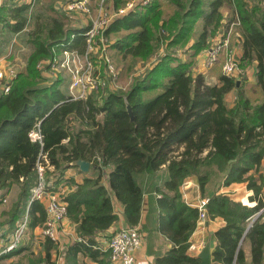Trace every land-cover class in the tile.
<instances>
[{
  "label": "trees",
  "instance_id": "obj_1",
  "mask_svg": "<svg viewBox=\"0 0 264 264\" xmlns=\"http://www.w3.org/2000/svg\"><path fill=\"white\" fill-rule=\"evenodd\" d=\"M66 1L40 0L43 12L34 17L27 32L31 50L25 66L12 79L10 90L0 94V189L18 186L9 222L22 216L42 148L54 167L45 172L47 181L61 177L69 166L79 167V160H87L93 171L75 183L74 191L66 197V214L86 243L70 245L64 256L81 252L99 264H110L108 250L99 253L91 247L94 235L117 219L110 193L133 226L140 220L144 194L152 190L158 212L155 229L169 243L154 255L153 263L198 264L199 258L188 249L198 212L181 191V185L191 178L200 195L208 197L205 218L223 219L212 233L211 264H248L240 245L246 238L252 243L251 263L261 264L263 213L252 221L251 217L263 206L262 201L258 198L249 206L217 189L246 181L257 195L262 186L254 180L253 172L264 156V0H150L114 15L103 35L113 38L106 50L116 68L120 66L124 80L136 61L158 48L161 55L123 89L104 85L82 98L65 95L58 87L59 79L44 81L37 66L53 57L62 43L79 52L85 49L80 32L89 21L82 12L66 13L62 8ZM126 1L112 0L111 10ZM27 9L26 3L0 5V32L21 31L28 21ZM225 9L228 21L239 20L242 72L229 75L216 62L205 73H195L197 54L228 25L223 21ZM198 21L201 28L197 33ZM176 48H182L183 55L176 53ZM253 59L256 81L250 83L245 67ZM207 75H214L217 81L208 83ZM36 123L42 144L28 137ZM65 137L68 142L61 143ZM213 180L216 186L209 190ZM30 206L28 224L32 227L42 222L45 214L39 202ZM46 245L47 257L49 239Z\"/></svg>",
  "mask_w": 264,
  "mask_h": 264
},
{
  "label": "built area",
  "instance_id": "obj_2",
  "mask_svg": "<svg viewBox=\"0 0 264 264\" xmlns=\"http://www.w3.org/2000/svg\"><path fill=\"white\" fill-rule=\"evenodd\" d=\"M111 0H96L94 8L90 0H67L62 8L67 12H82L87 17L88 27L80 32L85 38V49L79 52L76 48H68L62 43L55 55L38 62L41 71H46L49 77H64L67 79V95L73 98H82L89 91L100 86H109L117 79V68L107 52L108 39L104 37L103 30L107 27L114 15L133 9L138 3L147 4L150 0H127L116 11L109 7ZM239 25L237 17L228 23L227 27L209 39L208 46L204 49L202 57L203 66L208 67L213 63L222 62V71L229 75H238L242 72L238 59L232 53L229 43L234 26ZM73 33L71 37H74ZM64 46V47H63ZM4 57H0V60ZM20 69L12 64L0 67V94L6 93L11 88V81ZM31 141L42 144V134L38 123L28 132ZM68 137L61 139L67 143ZM264 167V166H263ZM47 152L39 150L35 160V179L30 187L27 198L26 212L15 221L10 230H0V255L17 249L24 237L28 226V209L33 201L46 198L45 218L42 222V234L53 240L57 239V229L66 215L67 205L59 195L49 189V181L45 172L51 170ZM20 179H22L20 177ZM4 203L8 202V195L2 197ZM207 196H198L189 202L197 208V223L202 224L206 217ZM264 211V205L253 216ZM142 234L135 226H126L112 234L108 241L109 259L120 264H132L133 253L141 246Z\"/></svg>",
  "mask_w": 264,
  "mask_h": 264
},
{
  "label": "crops",
  "instance_id": "obj_3",
  "mask_svg": "<svg viewBox=\"0 0 264 264\" xmlns=\"http://www.w3.org/2000/svg\"><path fill=\"white\" fill-rule=\"evenodd\" d=\"M90 1L91 3L95 2L94 0H90ZM3 3L12 4V5H19L22 3L28 4V9L26 11L27 17H28V10H30L33 7V5L40 4V7H41L40 0H0V5H2ZM111 5H112V0L109 3L110 8L112 7ZM65 12L70 13L67 11ZM72 12H76V11H72ZM228 12L229 11L227 9L223 11V17H224L223 21L225 22V24L227 23L228 17L230 16ZM228 23H230V21H228ZM33 24H34V20L32 22L30 29L33 27ZM26 25L21 31H18V32H11L9 30L4 29L3 31L0 32V38H3V36L9 37L10 38L9 45L12 46L13 43L16 42L17 36L19 37V33L24 31V29L28 28L26 27ZM200 28H201V24H200ZM30 29H28V31ZM26 38H27V34H26L25 40ZM242 38L243 37L241 33L238 31V26H234L231 32V35H230L229 46H230L232 53H234L238 61L243 52ZM25 43L27 46H30L27 40ZM30 49H31V46H30ZM9 53H7L4 57L7 58L9 56ZM203 55H204V50L200 51L196 56L198 65H200L201 67H205L203 66V63H202ZM2 57L3 56H1V58ZM2 60H6V59L3 58ZM24 66H25V62H24ZM23 67H21L20 70H22ZM205 68L206 69H203V71L205 70L204 72H206L208 69L207 67ZM245 71L247 74V80L250 83H255L256 81V74H255L256 73V60L255 59L251 60L246 65ZM40 74L43 78H45L44 81H47V82L53 81L55 79H59L58 87L62 90V92L65 95H67V79L66 78L61 77V76L60 77H49L46 71H41V70H40ZM206 77L213 78L214 79L213 83L217 81V78L214 75H207ZM62 80L64 81V83H66L65 90H63L60 86V82ZM263 166H264V156L261 160L258 170H256L257 173L256 174L254 173L255 177H258L259 175H261L262 179H264V173L261 172V170L264 171ZM105 171H109V169H105ZM92 173L93 171L91 169L90 163L86 171H82L79 167L69 166L66 169H64L61 177L54 176L49 180L50 181L49 189H51V191L59 195L61 199L66 202V205H67L66 197L74 191L75 183H77L78 181H81L85 175L87 174L91 175ZM156 181H159V179ZM103 183L105 186H107L106 180H103ZM213 184L214 183L211 184V182L208 184V188L211 186L209 190L215 188V185ZM17 190H18V186L16 184H13L12 187H10L9 189H0V230L1 229L10 230L15 224L16 220L13 223L9 222V211L13 203V200L16 197ZM181 191L183 194V199L186 202L194 201L195 198H197L198 196H201L199 189L197 187V184L191 178L186 180L181 185ZM217 192L226 193L233 200L241 201L243 204H246L249 206L256 204V201L258 200V198L264 204V184L262 185L261 190L257 195L254 194L252 188L247 187L246 181L231 182L228 185H222L217 189ZM4 194L8 195V202L6 203L2 201V197ZM158 195L159 194H157V196ZM110 196H111L110 198H111V202L113 205V210L115 214L117 215V219L107 229L101 230L94 235L93 237L94 241L92 242L91 247L93 249H97L99 253L105 250L109 251L108 241L114 232H116L118 229L122 227L130 226V224L127 223L126 218L124 216L122 205L117 201L116 197L113 195L112 192L110 193ZM155 197H156V194L152 190H149L144 194V203H143V207L141 211L140 220L137 225H133L140 230L142 234V243H141V246L133 253L132 264H154L153 263L154 255L157 253L163 252L169 245V243L166 242L167 240H165V238L161 235V233L157 232L155 229L157 215H158V212L156 209ZM35 201L41 204L42 209L45 214L46 198H43L41 200H35ZM26 203H25V208L23 210V213L26 212V208H27ZM30 209H31V206L28 209V216H29V213H30V216L32 215V213L30 212ZM259 209L254 214H256L259 211ZM260 213H263V216L261 219L262 221H264V211L263 212L261 211ZM259 214H257V216ZM257 216H252L251 221ZM42 222H39L32 227L28 224L25 230L24 237L22 238V241L19 247L11 252L0 255V264H99L98 260L94 259L93 257H90V255L88 254H82L81 252H78L74 256H67V257L64 256L65 250L70 245L77 243L78 241H83L86 243V239L80 237L75 232V224L74 222L70 221L67 214L65 215V217L63 218V220L58 226L56 240H53L42 234ZM222 224H223V219L219 216L213 219H208V220L205 218L202 224L197 223L195 229L192 231L189 237V247H188L189 252L194 255H197L199 250L207 242V238L209 237V234H212L214 230H216V228ZM28 236L29 238H27ZM47 239L51 241V246L49 249L50 255L46 257L45 252H46V246H47L46 245ZM240 245L242 246L244 250L245 260L247 261L248 264H252L251 263V260H252L251 241L247 238L242 239L240 241ZM98 257H101V254H99ZM108 260L110 264H120L118 262L116 263L112 262L109 259V254H108ZM261 264H264V260L262 261Z\"/></svg>",
  "mask_w": 264,
  "mask_h": 264
},
{
  "label": "rangeland",
  "instance_id": "obj_4",
  "mask_svg": "<svg viewBox=\"0 0 264 264\" xmlns=\"http://www.w3.org/2000/svg\"><path fill=\"white\" fill-rule=\"evenodd\" d=\"M40 12H43V9H42V7H40V4H37V5L35 4V5H33V7L30 10H28V23L26 25V27H28V28L24 29V31L19 33V37L17 36L16 42L13 43L12 46L9 45L10 38L1 35V36H3V38H0V57L1 56L4 57L9 52H11V53H9V56L7 58L4 57L6 60H2V59H1L2 61L0 60L1 61L0 67H4L5 64H7V63L8 64H12L15 67H18L19 69H21V67L24 66V62H26L25 60L27 59V56H28V54H29V52L31 50L30 46H27L26 43H25L26 42L25 37H26L28 29H30V27L32 25L34 17ZM195 30H196V32H198L200 30V22L196 23ZM107 39H108V43H110V41H112L113 38H111V39L107 38ZM24 40H25V42H24ZM169 49H171V48H169ZM161 51H162L161 48H158V50H155L147 58L140 59V60L136 61L133 70L131 71L130 75H128V77H126L125 80L122 78L120 66H118L117 67V75H118L117 79H115L111 84H109L110 85L109 88L112 89V90H116V91L123 89L126 86V84H128L130 82V80H131V78L133 76H139L144 71H146L152 65V63L158 57H160ZM175 52L179 53L180 55H183L182 54L183 53L182 48H176ZM221 64H222V62L220 63V66H221ZM203 69H206V68L205 67H201L200 65H198L197 60H195L194 67H193L194 72L195 73H197V72L205 73L204 72L205 70L203 71ZM206 81L208 83H213L214 79L206 77ZM65 85H66V83H64V81L62 80L60 82V86H61V88L63 90H65ZM261 172L264 173L263 170H261ZM253 173L256 174L257 171H254ZM255 179H256V182H258L257 183L258 185H261V184L263 185L264 184V181H263L264 179L261 180L258 177H255L254 180ZM214 182L215 181L213 180L211 182V184L214 183ZM213 185H215V183ZM210 188H211V186L209 187V189ZM27 238H29V236Z\"/></svg>",
  "mask_w": 264,
  "mask_h": 264
},
{
  "label": "water",
  "instance_id": "obj_5",
  "mask_svg": "<svg viewBox=\"0 0 264 264\" xmlns=\"http://www.w3.org/2000/svg\"><path fill=\"white\" fill-rule=\"evenodd\" d=\"M127 111L130 117L133 118L131 106L129 103H127ZM78 165L82 171H86L89 167V162L87 160H79ZM213 246H214V238H213V234H211L207 242L197 253V257L199 258L198 264H211V248Z\"/></svg>",
  "mask_w": 264,
  "mask_h": 264
}]
</instances>
